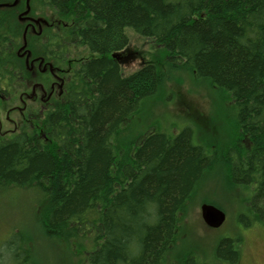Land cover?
I'll use <instances>...</instances> for the list:
<instances>
[{"label": "trees", "instance_id": "trees-1", "mask_svg": "<svg viewBox=\"0 0 264 264\" xmlns=\"http://www.w3.org/2000/svg\"><path fill=\"white\" fill-rule=\"evenodd\" d=\"M40 1L68 27L30 35L33 53L53 58L56 46L69 43L86 47L91 57L76 72L73 93L52 101L43 115L34 111L31 131L0 134V196L11 189L36 192L40 231L67 245L75 264H166L186 203L218 164L245 186L255 185L253 218L264 223V0ZM19 9L0 8V78L27 73L16 55L23 37ZM127 30L160 46L171 68L230 97L237 111L235 159H218L196 145L191 127L121 139L164 80L153 64L123 74L112 54L128 48ZM19 249L14 263L31 264L21 262ZM223 250L238 260L235 241L223 240L217 251ZM174 262L208 264L181 255Z\"/></svg>", "mask_w": 264, "mask_h": 264}, {"label": "rangeland", "instance_id": "rangeland-1", "mask_svg": "<svg viewBox=\"0 0 264 264\" xmlns=\"http://www.w3.org/2000/svg\"><path fill=\"white\" fill-rule=\"evenodd\" d=\"M26 1H19L20 9L16 15V20L22 25L23 35L25 23H22L20 16L26 11ZM30 10L33 17L51 24L44 27L42 34L46 29H51L52 34H59L68 27L65 20L40 0H30ZM127 35L130 44L122 57L129 56L130 60L122 65L123 74L129 76L153 64L164 74V80L158 95L146 101L132 117L121 139L131 141L150 131L178 134L186 127H191L196 145L208 148L209 152H217L218 159L226 154L235 159L237 155L233 151V143L237 111L230 97L190 71L171 68L163 49L152 40L132 30H127ZM33 42H30V48ZM22 46L23 37L16 55ZM64 48L70 59L82 61L91 57L90 51L84 46L67 43ZM19 95L14 93V101L18 105ZM35 107L37 111L40 109L39 106H32ZM12 117L17 119L16 114ZM24 129L31 131L32 128L29 123H25ZM241 143L249 151V140L243 139ZM218 165L206 175L186 203L180 215L178 241L166 264H177L174 260L180 255L183 258L195 256L208 264H264V223L254 220L251 208L255 185L245 186L231 176L224 166ZM39 199L36 192L21 189L7 190L0 196V264H15L13 249L19 247L21 262L75 264L76 259L70 254L67 245L51 240L40 231L35 216ZM203 204L214 205L226 214V222L222 227L211 229L205 225L201 217ZM226 239L236 242L239 252L236 262L228 258V250L220 254L217 251L219 244ZM27 244L33 254L30 259L24 252Z\"/></svg>", "mask_w": 264, "mask_h": 264}, {"label": "flooded vegetation", "instance_id": "flooded-vegetation-1", "mask_svg": "<svg viewBox=\"0 0 264 264\" xmlns=\"http://www.w3.org/2000/svg\"><path fill=\"white\" fill-rule=\"evenodd\" d=\"M20 19L25 23L24 32H27V39L30 35L39 37L44 27L51 25L46 24L41 18L33 17L31 10ZM36 45L34 40L32 47ZM123 52L125 50L120 52L119 59H115L120 68L130 60L129 56L122 57ZM17 55L23 60L27 73L5 75L0 78V134L6 137L20 133L25 123L37 120L34 114L37 110L36 107L32 108L33 105L39 106L38 114L43 115L52 101L62 99L66 93H73L77 81L76 72L89 59L82 61L70 59L64 46H56L54 57L46 58L34 54L29 42L27 48L21 52L19 50ZM14 93H20L19 105L14 101ZM14 114L17 115V119L12 117ZM31 127L34 128V125Z\"/></svg>", "mask_w": 264, "mask_h": 264}, {"label": "water", "instance_id": "water-1", "mask_svg": "<svg viewBox=\"0 0 264 264\" xmlns=\"http://www.w3.org/2000/svg\"><path fill=\"white\" fill-rule=\"evenodd\" d=\"M19 1L20 0H15L11 4H0V8L16 7ZM29 12H30V0H27L26 11L22 15H28ZM26 48H27V32L24 33L23 46L21 47L20 52L24 51ZM120 55L121 54L118 52L113 53L112 58L119 59L121 57ZM201 217L205 225L211 229H218L222 227L226 222V214L221 209L211 204H203L201 206Z\"/></svg>", "mask_w": 264, "mask_h": 264}]
</instances>
